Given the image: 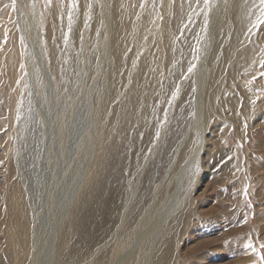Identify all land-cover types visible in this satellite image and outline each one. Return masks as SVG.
I'll use <instances>...</instances> for the list:
<instances>
[{
	"label": "rangeland",
	"instance_id": "1",
	"mask_svg": "<svg viewBox=\"0 0 264 264\" xmlns=\"http://www.w3.org/2000/svg\"><path fill=\"white\" fill-rule=\"evenodd\" d=\"M190 1L0 0V264H264V8Z\"/></svg>",
	"mask_w": 264,
	"mask_h": 264
},
{
	"label": "bare ground",
	"instance_id": "2",
	"mask_svg": "<svg viewBox=\"0 0 264 264\" xmlns=\"http://www.w3.org/2000/svg\"><path fill=\"white\" fill-rule=\"evenodd\" d=\"M174 2H177V4L175 5V7L173 9V12L175 14H177V13H182L183 14V6H184V3L183 2H185V0H174ZM114 3H115L114 6H115V11H116L114 13V15L116 16V26L113 27L114 28V42H115V47H116V49L114 50V55L116 57L120 55L119 57L123 56V58H124L125 56L126 57L128 56V52L126 50L127 49L126 46H127V44L129 43V41L131 39L130 38L131 31L134 30V28H132V25H131L132 21L134 20V8H136L137 5L140 4V0H114ZM141 3H142V1H141ZM192 3H194V1L188 0V4H192ZM179 6H181V7L179 8ZM231 8L232 9L230 10V13H229L230 14V17H231L230 20L232 22L231 24L235 25L234 28L240 34L243 35V32L246 31V27L247 26H250V24L252 22L251 20H253V18L257 15V13H259L260 11H262V9L264 8V5L261 4V0H234L233 3H232ZM113 11H114V8H113ZM175 23L177 24L178 22L175 20V17H172V20H171V22L169 24L170 25L169 28L171 27V30H173L174 33H177V27H175ZM228 23H229V20H228ZM225 32H227V31H225ZM222 33H223V31H222ZM222 33H220V34H222ZM135 35H136V33H135ZM234 36H236V35L234 34ZM234 36H233V38H234V40H236ZM242 38H243V36L241 37V39ZM241 39H239V41H242ZM230 41H232L231 43H233V40L232 39ZM240 45H242L240 48L238 46L235 47L237 49L236 52L234 51L235 55L237 54V52H239V59L236 60L237 62H235V63H240L242 61H243V64H244V62L246 64L247 63L248 64L249 63H253L251 61H253L254 57L256 55H258L260 52H258L254 48H250L248 50L244 46V45H246L245 43L244 44H241L240 43ZM232 46H233V44H232ZM231 50H233V48ZM227 51H229V50L227 49ZM262 52L264 54V48H262ZM252 55H255V56H252ZM119 57H118V59L116 61L118 64H119V62H121L120 61L121 58H119ZM251 57H252V60H250ZM237 69H238V67H237ZM232 73H233V71H232ZM126 103H127V101H126ZM127 107H128V105H127ZM126 110H128V109H126ZM109 154H111V152ZM112 154H113V151H112ZM109 159H111V158H109ZM107 164H108V162H107ZM110 164H112V163H110ZM115 165H116V162H115ZM100 177H102V176H100ZM116 179H118V178H116ZM82 180H81V182H82ZM95 182H97V181H95ZM88 185L90 186V183ZM95 185H93V186L96 187ZM109 185L110 186L111 185H114V181H108V184L103 189L97 187L98 189H96V193H97L96 195H98V200L95 198L96 195L93 194L94 195V198L96 199V202H95V199H92L93 200V205L91 206L90 212L86 210L87 208H85L84 211H80L79 213L80 214L82 213V215H84V216L87 213H89L90 217H92L91 219H93L94 218V215H95L94 214L95 207H93V206L99 205V203H100V207H103L104 206V208H105V209H103L104 210V213L109 214L110 212H112L114 210V205L115 204H112V199L111 198H113V197L110 198V194L107 193V188L109 189V187H110ZM89 186H88V188L87 187L84 188V191H88ZM86 196L83 195V202H84V200H86V202L88 201L87 199L89 197L87 196L88 197L87 198ZM108 202H109V204H108ZM71 218H74L73 215L71 216ZM21 241H22V238H21ZM19 260H20V258H19Z\"/></svg>",
	"mask_w": 264,
	"mask_h": 264
},
{
	"label": "snow or ice",
	"instance_id": "3",
	"mask_svg": "<svg viewBox=\"0 0 264 264\" xmlns=\"http://www.w3.org/2000/svg\"><path fill=\"white\" fill-rule=\"evenodd\" d=\"M15 2L16 0H12V7L15 8ZM207 2V0H206ZM45 3L48 6H51L53 3V0H45ZM261 4L264 5V0H261ZM78 6V0H67V10H68V22H69V27H71L72 23V12L77 8ZM65 41H67V35L64 37ZM191 71V69H189ZM264 76V73L261 74Z\"/></svg>",
	"mask_w": 264,
	"mask_h": 264
}]
</instances>
